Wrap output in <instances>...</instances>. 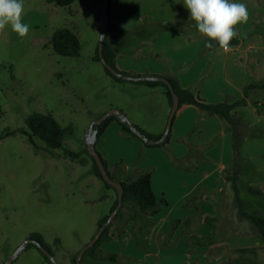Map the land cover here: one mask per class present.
I'll list each match as a JSON object with an SVG mask.
<instances>
[{
	"label": "crops",
	"instance_id": "1",
	"mask_svg": "<svg viewBox=\"0 0 264 264\" xmlns=\"http://www.w3.org/2000/svg\"><path fill=\"white\" fill-rule=\"evenodd\" d=\"M233 2L247 6L249 19L236 26L239 43L231 45L227 53L215 41H211L212 48L206 47L210 41L190 20L183 0H112L108 27L110 24L113 34L111 44L121 50L116 59L120 71L177 77L181 88L195 91L212 104L247 101V105L237 109L249 129L240 154L242 173H252L243 175V179L250 175L254 181L250 185L264 190V99L259 97L262 89L252 88L245 94L248 84H264V0ZM137 123L134 122L139 126ZM96 147L109 162L110 170L125 161V180L132 178L136 170H152L153 191L158 200L167 201L147 224L143 243L151 249L144 250L135 243L134 223L128 224L123 233L118 223L111 229L112 240L100 247L102 255L117 254L120 261L136 260V264H213L227 259L223 250H262L264 244L257 237H232L219 231L223 197L229 188L226 171L235 164L232 132L220 116H205L194 105L179 107L166 151L145 148L141 139L124 135L122 126L112 121ZM140 152H144L142 161H138ZM168 153L178 160L179 167L174 166ZM196 196L198 211L194 206L184 207ZM207 217L217 219L216 229L203 221ZM176 222L179 223L175 227ZM191 235L215 238V243L204 247L189 245ZM224 246L226 249H220ZM212 247L218 249L212 260H207ZM190 251H195L193 256ZM44 263L42 253L34 247L25 249L16 261Z\"/></svg>",
	"mask_w": 264,
	"mask_h": 264
},
{
	"label": "rangeland",
	"instance_id": "2",
	"mask_svg": "<svg viewBox=\"0 0 264 264\" xmlns=\"http://www.w3.org/2000/svg\"><path fill=\"white\" fill-rule=\"evenodd\" d=\"M23 3L28 36L20 38L10 26L0 32V135L25 127L26 119L35 112L52 114L63 127H73L64 146L82 152L91 125L111 109L121 110L133 124L138 122L154 136L164 132L171 106L163 89L116 81L96 60L104 0H76L67 7L48 0ZM63 27L79 37V57L60 56L53 50V33ZM112 37L110 30V43ZM259 97L264 99V89ZM261 122L264 126V115ZM37 144L38 149L21 133L0 139V264L32 233L43 236L57 264H72L71 258L96 232L97 221L110 215L116 198L115 190L106 188L94 174L92 163L84 166L66 159L61 149L51 155L44 143ZM250 178L248 175L244 185L254 182ZM243 193V197L249 196L246 189ZM223 198L220 234L255 237L251 224L239 219L230 184ZM134 239L137 244L135 232ZM189 245L197 244L189 240ZM151 248L145 245V249ZM215 249L211 248L207 260H212ZM229 252L223 250L222 254L235 257ZM258 259L264 260V251H259ZM127 262L124 259L121 264ZM222 263L224 260L213 264Z\"/></svg>",
	"mask_w": 264,
	"mask_h": 264
},
{
	"label": "trees",
	"instance_id": "3",
	"mask_svg": "<svg viewBox=\"0 0 264 264\" xmlns=\"http://www.w3.org/2000/svg\"><path fill=\"white\" fill-rule=\"evenodd\" d=\"M111 1L112 0H109V8L111 5ZM48 2L58 7H67L76 2V0H48ZM109 28L110 24L108 27V32L106 35L105 45L103 49V56L106 59L107 63L124 75L140 77V75L123 72L118 69L116 59L117 56L121 53V50L118 47L113 46L109 42ZM238 43L239 40L236 38L231 41V45H236ZM51 45L53 50L58 55L64 57H79L82 51V45L79 37L72 30L66 27L58 28L54 31L51 39ZM96 60L101 61L99 55V47L97 51ZM105 70L116 81H124L112 75V73L106 67ZM164 78H166L170 82L175 93L179 96L180 107L183 105H194L200 109L203 115H217L220 116L226 122L228 129L232 132L233 149L235 155L234 167L226 171V180L232 186V189L235 192L236 207L238 209L239 219L241 221H246L251 224V230L253 232L252 235L261 239L264 244V190L258 187H253L251 185H244L243 175L245 176L252 172L248 170L246 174L242 173L243 164L242 156L240 154V147L246 137V131H248L249 129L246 120L237 111V109L247 105V101L245 99H242L235 102L226 100L218 104L208 103L204 99H202L195 91L181 88L179 84V79L177 77L165 76ZM138 83L145 84L151 90H157L159 88L163 89L164 94L169 100L170 106H172L173 96L168 85L160 81H140ZM252 88L264 89V84H248L245 88V94L247 95L248 90ZM112 121H117L122 126L124 135L133 138H139L136 136L135 133H133V131L129 128L126 123L119 121L116 117H109L105 119L99 126H95V129L98 130V141L101 139L104 132ZM135 127L140 130L144 135H146L149 139L158 140L161 139L163 135L162 133L161 135L154 136L137 125H135ZM17 133L25 135L28 140L35 146L36 149L39 148L37 143L40 141L45 144L44 150L49 152L51 155H54V152L56 150L61 149L63 150V156L66 159H70L73 162H78L84 166L92 163L94 174L104 182L106 188L113 189L116 192V198L110 210V214L114 211V209L118 205L117 190L104 181L97 165V162L89 154L87 148L82 152H76L64 146L66 137L68 135L73 134V127H63L52 114H42L35 112L28 116L25 122V127L19 128L15 131H9L5 134H1L0 139L4 138V136L13 135ZM170 138L171 131L169 133L168 138L164 142L153 146L148 145L144 142V145L145 148H166L167 144L170 142ZM189 145L190 149L194 148L192 144L189 143ZM98 153L100 154L102 161L105 167L107 168L111 178L114 181L119 182L123 185V205L117 213L114 221L111 222L105 229L100 240L95 244L94 247H92L85 253L82 258L81 264H121V261L118 259L117 254L102 255L100 252V247L102 246V244L112 240L113 235L111 234V229L113 228L115 223H119L121 225L120 231L122 233L124 231V228L128 224L134 223L136 228L135 236L137 238V244L144 250H147L145 249L143 241H141L140 239L145 234L149 220L158 212H160L162 206L167 204V201L164 198L158 200L153 191L151 183L152 170H136L132 178L125 180V177L127 175L125 161L121 160L118 164H116L113 170H110L109 162L107 161V159L99 151ZM168 154L174 166L179 167L178 160L170 153ZM143 158L144 152H140L138 156V161H142ZM244 189L247 190V194L249 195L247 198L243 197ZM197 199V196L194 197L190 202L185 204L184 207L194 206L198 211L199 206L198 204H196ZM109 216L110 215H107L101 220L97 221L96 232L102 225L107 223ZM190 221L191 219L186 221V227L189 226ZM203 221L206 224L212 226L214 229H216L215 223L217 222V219L207 217ZM178 223L179 222H176L175 227L178 225ZM96 232L93 234V236L96 234ZM28 239L42 244L54 256L53 250L51 249L49 244L45 242L41 234L32 233ZM56 241L60 243L59 239H57ZM214 243L215 238H199L196 235L190 236V244H197L199 246H209ZM32 247L38 249L42 253L46 263L53 264L49 260V258L34 243L27 244L25 249H29ZM262 250L264 251V246ZM231 252L235 255V257H227V259L222 264H264V260L260 261L258 259L259 249L257 248L236 249L232 250ZM78 253L79 252H77L71 258L72 264H76ZM17 259L14 262H16ZM127 261L128 262L126 264H136L134 260L127 259Z\"/></svg>",
	"mask_w": 264,
	"mask_h": 264
},
{
	"label": "water",
	"instance_id": "4",
	"mask_svg": "<svg viewBox=\"0 0 264 264\" xmlns=\"http://www.w3.org/2000/svg\"><path fill=\"white\" fill-rule=\"evenodd\" d=\"M109 0H104L103 7L101 10V16H100V28H101V35L99 40V55L101 62L103 63L104 67H106L112 75H114L117 78H120L124 81H132V82H140V81H160L168 85V87L171 90L172 96H173V104L171 106V111L168 117L167 125L165 127V130L163 132V135L161 139L155 140V139H149L146 135H144L140 130H138L135 125L128 119V117L125 115L124 112H122L119 109H111L106 114L101 116L95 123H93L90 127V130L88 132L87 138H86V147L89 152V154L95 159L97 162V165L99 167L100 173L102 175V178L106 183L111 185L117 190L118 194V205L114 209V211L110 214L109 219L107 223L102 225L96 234L91 238L90 242L86 244L78 253L76 264H81L82 258L85 255V253L95 246V244L100 240L102 234L104 233L107 226L115 219L117 213L122 208L123 205V197H124V188L123 185L119 182L114 181L111 176L108 173L107 168L105 167L102 158L97 150V141H98V130L95 129V126H99L105 119L109 117H116L119 121L126 123L129 128L133 131V133L136 134L137 137H139L143 142L147 143L148 145H158L162 142H164L171 131L173 120L176 115V112L178 111L180 107V98L175 93L174 89L172 88L170 82L164 78V77H156V76H128L124 75L120 72H118L115 68H113L110 64L107 63L106 59L103 56V49L105 45L106 35L108 32V22H109ZM103 36L104 38H102ZM34 243L48 258L53 264H57L54 256L51 254V252L44 247L42 244L27 240L24 244H22L16 251L13 253V255L4 263V264H13L14 261L21 255V253L25 250L27 244Z\"/></svg>",
	"mask_w": 264,
	"mask_h": 264
},
{
	"label": "clouds",
	"instance_id": "5",
	"mask_svg": "<svg viewBox=\"0 0 264 264\" xmlns=\"http://www.w3.org/2000/svg\"><path fill=\"white\" fill-rule=\"evenodd\" d=\"M183 3L198 32L210 41L206 47L212 48L211 41H215L225 53L231 51V41L238 36L236 26L249 19L247 6L233 0H183ZM23 15V0H0V32L10 26L20 38L27 37L30 26L23 22Z\"/></svg>",
	"mask_w": 264,
	"mask_h": 264
}]
</instances>
